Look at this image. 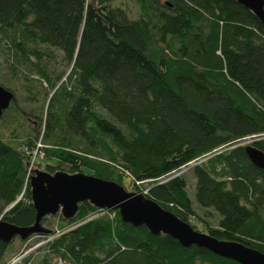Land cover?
I'll list each match as a JSON object with an SVG mask.
<instances>
[{
	"label": "trees",
	"instance_id": "obj_1",
	"mask_svg": "<svg viewBox=\"0 0 264 264\" xmlns=\"http://www.w3.org/2000/svg\"><path fill=\"white\" fill-rule=\"evenodd\" d=\"M115 1L0 0L5 65L9 57L13 72L26 66L24 81L49 91L43 116L16 98L0 116L22 114L30 126L22 144L0 134L1 219L34 223L27 178L35 161L50 174L112 180L194 230L264 253V171L245 153L248 145L264 152V23L236 0H133L132 18ZM49 48L66 71L41 65ZM59 216L61 232L51 230L35 264H238L89 201ZM8 246L0 242V259Z\"/></svg>",
	"mask_w": 264,
	"mask_h": 264
},
{
	"label": "water",
	"instance_id": "obj_2",
	"mask_svg": "<svg viewBox=\"0 0 264 264\" xmlns=\"http://www.w3.org/2000/svg\"><path fill=\"white\" fill-rule=\"evenodd\" d=\"M236 1L251 10L257 19L264 23V0ZM14 98L12 91L0 85V116L8 109ZM245 153L256 168L264 171V152L261 149L248 145L245 146ZM181 172L182 170L175 172L161 182ZM27 180L30 201L36 212L34 223L23 227L8 223L0 217V242L2 243H11L14 237L25 240L35 233L51 234L50 229L42 227L41 220L45 216H54L59 213L64 219L72 218L77 212L78 204L89 201L97 209L117 210L122 221L134 227L143 225L151 234H168L184 248L192 245L202 247L216 256L231 259L238 264H264L263 252L240 242L223 241L208 233L194 230L187 222H183L152 199H148L142 193L127 191L124 186L112 180L81 172L69 174L65 171H56L50 174L39 169H34ZM39 245H36L35 249ZM30 251H26L20 258L25 257Z\"/></svg>",
	"mask_w": 264,
	"mask_h": 264
},
{
	"label": "rangeland",
	"instance_id": "obj_3",
	"mask_svg": "<svg viewBox=\"0 0 264 264\" xmlns=\"http://www.w3.org/2000/svg\"><path fill=\"white\" fill-rule=\"evenodd\" d=\"M114 4L120 7H124L127 10L130 18L137 17V6L133 0H117L114 2ZM49 50L52 53V56L48 58L46 56H43L39 60L41 65L44 68H46L48 71H50L52 75L60 72V70L66 71L67 65L65 62L63 63L62 60H60V56H61L60 51L55 50L54 48H49ZM6 57H7L6 52L0 50V80L3 81L4 84L11 87L10 89H12L16 98V105H18L19 108L23 109L26 112H29L31 110V112H34L35 115H37V117H40V115L43 116L44 114L43 113L41 114V109H42L41 106L44 103L45 98L47 99L49 92L48 87H46L45 84L38 82H34V83L29 81L25 82L23 79L24 77L23 75L25 74L23 72L26 71V66L20 65L18 69L15 72H13L14 70L9 68L10 66L9 57H8V63H6V65L4 63ZM8 116L11 117H8V119L4 121H0V134L2 135V138L10 142L11 144H16V145L22 144L23 143L22 141L25 140L26 135L30 132L29 122L27 123L25 117L22 116V114H19V116H17L12 111L9 113ZM37 117L36 118L32 117V119L38 121ZM31 157L33 158L34 156ZM39 159L41 158L36 157L35 160H39ZM28 168L30 169L31 174L34 169H39L41 171L44 170L40 166L38 167L35 164V161L34 163L31 162ZM183 173L186 176L188 188L190 191H192L194 187L193 175L189 171V168L183 171ZM190 191L187 190V193L192 199V202H195L194 190L193 192ZM196 207L198 209V206ZM198 212L203 216H207L204 215L203 211L200 209H198ZM59 215H60L59 213H56V215L54 216L52 215L45 216V218L41 220L42 227L48 228L50 230L57 229L56 234L61 232V230L58 229V226L61 222L59 220L60 217ZM207 217L210 221L214 220V216L211 214L208 215ZM56 234L54 236H56ZM54 236L53 233L46 236L35 234L34 236H30L25 240H21L19 237H14L11 243L8 244L9 246L6 248L3 254L4 257L0 259V264H12L13 262H15L14 264H23L21 263V260L24 257L20 258V256H22V254H24L26 251L29 250L31 251L27 255H31V259L30 262L26 264H35L36 261H39L40 259L46 256V248H47L46 242L54 238ZM38 244L40 245L35 249L36 245Z\"/></svg>",
	"mask_w": 264,
	"mask_h": 264
}]
</instances>
